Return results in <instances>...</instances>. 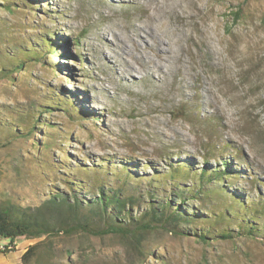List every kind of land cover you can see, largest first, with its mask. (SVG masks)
<instances>
[{
	"label": "rangeland",
	"instance_id": "rangeland-1",
	"mask_svg": "<svg viewBox=\"0 0 264 264\" xmlns=\"http://www.w3.org/2000/svg\"><path fill=\"white\" fill-rule=\"evenodd\" d=\"M149 1L0 0V204L123 183L140 200L151 183L169 198L174 182L183 233L168 223L127 238L60 235L45 260L264 264V0ZM137 27L156 35L154 51L167 41L162 73L155 52L133 44ZM118 44L127 53L110 57Z\"/></svg>",
	"mask_w": 264,
	"mask_h": 264
},
{
	"label": "trees",
	"instance_id": "trees-1",
	"mask_svg": "<svg viewBox=\"0 0 264 264\" xmlns=\"http://www.w3.org/2000/svg\"><path fill=\"white\" fill-rule=\"evenodd\" d=\"M57 47V44H53L50 50L52 55H56ZM226 170L227 166H224V170L214 169L209 176L220 179L226 175ZM205 173L206 170L203 169L201 177L205 176ZM172 184L174 191L169 198L160 196L162 191H158L151 183L150 187L154 190L148 189L147 197L140 200V197L134 193L127 194L128 190L123 183L111 189L100 185L95 191L93 187L87 186L88 190L94 192L89 196L78 192L71 193L70 196L51 192L47 199L35 207L5 202L0 204V240L8 239L9 243L17 242L22 238L39 240L25 250L20 258L21 264H31V262L55 264L48 263L45 258L50 255L53 248L51 238L60 235L83 232L96 236L112 234L127 238L132 233L131 229L148 230L151 225L165 226L168 223L177 228L178 232L183 233L179 229L180 225L189 220L185 217L184 208H181L184 203H176L178 200L181 201L183 193L179 184L174 182ZM141 202L146 203L145 208L140 209L138 215H134L133 210L139 207ZM242 226L244 227L241 228H247L242 230L248 235L255 232L253 226L247 227L246 224ZM197 237L202 241L208 238L205 233H200ZM220 237L229 239L231 236L223 232Z\"/></svg>",
	"mask_w": 264,
	"mask_h": 264
},
{
	"label": "bare ground",
	"instance_id": "bare-ground-1",
	"mask_svg": "<svg viewBox=\"0 0 264 264\" xmlns=\"http://www.w3.org/2000/svg\"><path fill=\"white\" fill-rule=\"evenodd\" d=\"M111 3H113V4H116L118 1L119 2H123V0H109ZM133 1H136L137 2V0H133ZM153 1H156V0H150L149 2H153ZM151 18V20L152 21H155L156 19L154 18V17H150ZM155 27V26H154ZM153 28V27H152ZM152 30V29H151ZM155 31V30H154ZM135 32L137 33L136 35H137V37H139V40H134L133 39V44L139 49V50H145V49H149L150 51H152V53H154L155 54V58H156V61H157V63H155L154 64V67H156L157 69L155 70V71H159L160 73H162L161 72V64L162 63H164V57H163V53L164 52H166V50H164L165 48H164V45H166L167 46V44H166V40H164L163 38H156V40H157V44H156V49H155V51H154V48H153V45L152 44H150V43H148V42H146V37H150V39H155V37H156V35L154 36L153 35V32L151 31V32H146V30H144L143 28H141V27H137L136 28V30H135ZM144 33V36H143V34L142 33ZM112 33V32H111ZM158 33V32H157ZM115 35V34H114ZM130 38V37H129ZM128 38V39H129ZM116 39H118V36H116ZM113 45V44H112ZM168 48V47H167ZM138 50V51H139ZM164 51V52H163ZM119 52H121L122 54H125V53H127V52H125L124 51V48H122L119 44L118 45H116L114 48H113V50H112V52H110L111 53V55L113 54V56H111V55H109L110 57H119V58H121L122 56H120V54H118ZM140 52V51H139ZM147 52V51H146ZM141 53V52H140ZM147 54H149V53H147ZM165 54V53H164ZM169 56V55H168ZM167 56V57H168ZM141 57V56H140ZM137 58V57H136ZM123 59V58H122ZM152 59H153V57H152ZM143 60V59H142ZM167 60V59H166ZM144 61V60H143ZM142 61V62H143ZM150 62H152V60L150 61ZM149 62V63H150ZM149 63L148 62H143V64L140 66V69L139 70H141V69H145V68H147L148 69V74H150V73H154V69H153V67H150L149 66ZM124 67H123V71H124V73H126V74H129V72L130 71H133V66L131 65V64H129L128 63V61H125L124 60ZM117 66H119V64L117 65ZM120 67V66H119ZM121 67H122V65H121ZM130 76V75H129Z\"/></svg>",
	"mask_w": 264,
	"mask_h": 264
},
{
	"label": "crops",
	"instance_id": "crops-1",
	"mask_svg": "<svg viewBox=\"0 0 264 264\" xmlns=\"http://www.w3.org/2000/svg\"><path fill=\"white\" fill-rule=\"evenodd\" d=\"M18 241L16 242V250L14 253L11 254H15V256L12 258V260L8 261V260H2L0 261V264H20L21 260V256L22 254L25 252L26 248L23 247L21 250L18 249Z\"/></svg>",
	"mask_w": 264,
	"mask_h": 264
},
{
	"label": "built area",
	"instance_id": "built-area-1",
	"mask_svg": "<svg viewBox=\"0 0 264 264\" xmlns=\"http://www.w3.org/2000/svg\"><path fill=\"white\" fill-rule=\"evenodd\" d=\"M15 246H16V242H12V243L7 244V245L4 246V247H0V249H1L2 251H11L12 248L15 247Z\"/></svg>",
	"mask_w": 264,
	"mask_h": 264
}]
</instances>
